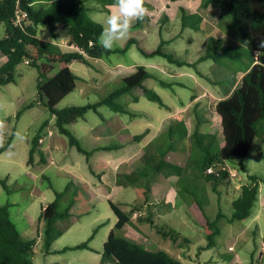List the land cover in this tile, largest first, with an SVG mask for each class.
I'll return each mask as SVG.
<instances>
[{"label":"rangeland","instance_id":"374dc122","mask_svg":"<svg viewBox=\"0 0 264 264\" xmlns=\"http://www.w3.org/2000/svg\"><path fill=\"white\" fill-rule=\"evenodd\" d=\"M50 2L38 0L34 5L39 8ZM87 3L91 6L103 5L98 0H89ZM145 7L148 9L146 19L140 25H134L129 36L116 47L124 46L130 37L137 38L148 48L156 47L162 38H168L169 41L164 44L165 50L194 62L207 51L209 38L213 36L214 51L222 44L232 45L241 51L242 56L236 60L224 58L222 62L207 58L196 66H180L169 62L163 56H146L138 44L134 43L127 51H118L103 58H92L91 64L74 60L71 67L80 78L76 89L58 104V108L97 102L120 86L124 77L133 73L139 65L146 66L173 84L165 87L155 78L146 81V85L152 86L163 97L168 105L166 107L145 95L140 101H135L130 94L118 98V101L127 105L131 111L120 114V117L127 121V128L117 132V127L112 133L105 132L107 135H101L96 142L104 146L113 143L116 147L92 151L90 155L91 162L97 155L99 158L114 159L119 164L118 174L124 171L131 172L136 168L139 170L145 165L143 154L146 148H139L143 145L144 138L131 140L130 136L149 128L155 131L154 125L158 123L161 130H167L170 124L179 120L185 121L191 130L201 124V130L217 135L216 148L221 147L225 139L221 117L216 112L218 99L213 95L223 97L240 85L243 73L253 63L251 52L240 39L236 29L226 26L227 35L225 31L216 28L217 36H207L215 28L213 23L205 24L203 31H192L190 25L183 26L182 10L178 7L172 9L168 0H145ZM107 8L108 10L92 9L89 14L92 19L95 17L98 21L109 14L113 5H107ZM165 15L168 19L164 18ZM230 22V19H227L228 25ZM181 30L182 34L173 36ZM57 31L55 35L51 25L41 24L38 35L43 40L61 44L65 50L72 49V45L68 43L70 40L68 29L59 24ZM4 34L5 27L0 25V38ZM2 58L4 60L5 57L0 54V64ZM16 75V81L0 85V124L3 125L0 132V148L7 146L0 153V176L7 178L8 184L6 189L0 182V205L11 204V215L23 236L37 237L36 220L44 205L56 199V189L65 192L68 188L60 200V207L64 210L71 206L75 216L72 222L70 219L66 220L70 225L67 226L65 221L60 224L63 233L54 243L57 249L88 241L98 225L104 223L97 229L96 239L91 242L100 251L108 239L110 229H116L119 235L138 241L149 248L166 250L171 255L181 258L185 264L263 262L264 182L261 184L260 197L253 207L252 215L245 220L231 219L234 211L233 201L240 196L241 184L248 181L249 173L264 175V140L261 137L254 140L245 158L246 171L238 162H229L228 167L235 168L237 176L231 174L230 183L220 185V193L213 189L212 183L206 182L201 176H197L198 172L194 173V169L189 168L182 178L178 175L158 174L147 194L143 187L118 184L116 178L109 182L111 164H108V161L101 164L92 162L96 171L102 169L108 171V182L103 184V179L98 176L100 174L92 173L87 155L76 146H72L68 136L62 134L57 127V119L49 110L46 97L40 96L38 68L25 60L17 66ZM200 94V98L195 100L194 96ZM31 103L34 104L30 105ZM114 114L115 112L106 105L101 106L99 111L90 109L83 118L71 126V129L79 136L83 145L92 149L96 144L93 127L103 123L104 116L109 119ZM199 118L202 122H198ZM38 134L45 139L44 145L48 147V155L50 154L54 160L48 165L28 162L33 139ZM181 134L182 131H179L176 136V145L180 147ZM164 139L169 141V136L165 135ZM74 156L82 158L77 161L83 162L86 166L88 174L86 177L94 179L97 187L101 186L100 189L97 188V194H93L88 183L83 180L80 183L77 181L80 169L77 162H75L77 166H74ZM39 157L42 156L37 153L36 158ZM175 158L179 159V155ZM74 168H78L79 171ZM97 184L92 186L96 187ZM168 193L172 197L169 202L166 200ZM111 200L127 211L139 205L133 218L136 227L127 225L122 229L116 228L118 217ZM220 210L223 211V218L219 223L221 232L216 236V244L207 248L205 246L209 239L205 229L206 217L214 219ZM65 226L67 227L63 228ZM165 232H168L169 236L165 235ZM41 234L36 245L34 264H54L60 261L63 262L61 264L101 263L98 253L91 249L77 248L46 254L43 233ZM173 234H179L177 240L173 238Z\"/></svg>","mask_w":264,"mask_h":264},{"label":"trees","instance_id":"16d2710c","mask_svg":"<svg viewBox=\"0 0 264 264\" xmlns=\"http://www.w3.org/2000/svg\"><path fill=\"white\" fill-rule=\"evenodd\" d=\"M37 1L0 0V25L5 27V34L0 38V54L6 56V60L0 65V85L16 81V68L25 60H28L30 65L37 67L40 96L46 97V104L57 119V127L62 134L68 136L69 143L85 153L88 159L92 152L83 145L71 126L83 118L90 109L99 111L101 106L106 105L115 114L131 113L127 105L118 101V98L125 94H130L135 101H139L145 95L161 106H167L163 97L145 82L147 79L155 78L165 87H170L173 84L146 66L139 65L133 73L124 77L120 86L97 102L58 108V104L77 87L80 77L71 67L74 60L91 64L92 58H103L118 51H127L134 43L138 44L139 49L146 56H163L169 62L180 66H196L207 58H214L216 61L222 62L224 58L230 57L236 60L242 56L241 51L232 45L224 46L222 44L217 51H214L212 49L213 36L209 38L207 51L194 62L165 50V38H162L158 46L148 48L137 38L130 37L124 46L105 51L98 42L102 26L92 19L89 12L92 9L108 10L107 5H114L115 0H98L103 4L100 8L89 6L87 4L89 0H80V2L77 0H50L49 4L36 8L34 4ZM201 5L206 10L208 18L223 31L228 33L226 26L236 29L240 39L253 57V63L243 75L241 84L234 89L230 96L221 99L216 104V112L221 117L224 144L216 148L217 135L214 132H202L200 124L193 133H189L186 122L179 120L170 124L164 134L146 146V151L143 154L145 161L143 167L139 170L136 168L131 172L124 171L118 174L117 182L120 185H137L143 187L144 192L148 194L152 182L156 180L158 174L178 175L179 178H182L187 174L189 168H193L194 173L198 172L197 176L212 183L213 189L220 193V185L230 183L229 162H238L241 168L246 171L245 158L254 140L257 137L264 140V46L260 44L264 40V0H202ZM18 7L28 13L21 24L15 23ZM181 10L183 26L200 27V22L204 19L203 14L189 13L184 6L181 7ZM164 18L168 19V16L165 15ZM227 19H230V25H228ZM144 20L137 21L134 25H140ZM164 21L165 19H163ZM41 24L51 25L55 35L58 33V25H64L70 33L68 43L73 48L65 50L59 43L41 39L38 35ZM112 118L113 116L109 119L104 116V122L97 125L96 130L99 133L109 131L113 127L111 125ZM198 122H202V120L199 118ZM179 131H182V134L179 135L181 147L176 145V136ZM147 132L148 130H145L142 133L133 134L132 140H141ZM165 135L169 136V141L164 139ZM41 139H44L41 134L33 139L29 163L35 162L37 153L41 154L43 163L48 161L42 149ZM114 147L116 146L106 148ZM6 148L7 146L1 147L0 153ZM177 155H179V159L175 158ZM210 167H214L215 171L209 172ZM0 182L4 188L8 189L7 178L0 176ZM263 182L264 175L249 173L248 181L241 184L240 196L233 201L232 220H245L252 215L253 207L260 197ZM67 190L68 188L65 192ZM65 192L56 189V199L43 207L36 220L37 237L23 236L11 215V204L0 205V264H34L36 245L38 237L42 235L41 232L46 254L77 248L97 250L91 245V241L96 236L97 229L104 223L98 225L88 241L65 246L62 249L54 247L56 239L63 233L60 224L63 221L66 223L68 219L72 222V218L75 216L71 206L64 210L60 207V200ZM111 204L118 217L117 229H122L126 225L136 227L133 216L139 205L127 211L113 200H111ZM82 212H87V210H82ZM222 218V210L214 219L206 217L205 229L209 240L205 247L210 248L216 244V236L221 232L219 223ZM142 219L144 218L142 217ZM66 224L70 225V223ZM165 235L169 236L168 232H165ZM178 235L173 234V238L177 240ZM101 253L100 264H185L181 258L171 255L166 250L149 248L140 242L119 235L116 229L111 230ZM262 257L264 259V250ZM61 263L63 262L54 264ZM259 263L264 264V260ZM253 264L258 263L254 261Z\"/></svg>","mask_w":264,"mask_h":264},{"label":"crops","instance_id":"0c3cea01","mask_svg":"<svg viewBox=\"0 0 264 264\" xmlns=\"http://www.w3.org/2000/svg\"><path fill=\"white\" fill-rule=\"evenodd\" d=\"M88 2V1H87ZM168 2L172 5V9L173 8H175L176 7V9H177V7H178V9L179 10H181V7H185L186 9H187V11L189 12V13H201V14H203V16H204V19L200 22V27L199 28H194L193 26H190L191 27V29H192V31L194 30L195 32L196 31H203L204 30V25L205 24H208V23H210L211 22V24L213 23L209 18H208V16H207V13L205 12L206 10H204L203 9V7H202V0H178V1H172V0H168ZM88 4V3H87ZM89 6H91V5H89ZM91 7H94V8H100L101 6H91ZM97 10H101V9H97ZM178 14V13H177ZM176 14V15H177ZM181 15H182V12H181ZM182 17V16H181ZM173 19V18H172ZM182 19V18H181ZM214 24V26H215V28H213L212 29V32H211V34H209V35H207V36H211V35H215V36H217V32H216V28L217 29H221V28H219L218 26H217V24H215V23H213ZM222 30V29H221ZM162 31V30H161ZM160 31V32H161ZM219 31V30H218ZM223 31V30H222ZM182 32V30L181 31H179L178 33H175L173 36H179L180 34H182L181 33ZM224 33H226V32H224ZM227 35H228V33H226ZM165 40H166V43L168 42V38H165ZM3 55V54H2ZM5 58H4V60H3V58H2V63L6 60V56H4ZM1 63V64H2ZM0 64V65H1ZM245 74V72L243 73V75ZM243 75H242V77H243ZM146 83V82H145ZM216 83V82H215ZM239 86V85H238ZM237 86V87H238ZM152 87V86H151ZM234 89H235V87H234ZM234 89L232 90V91H230L228 94H226V95H224L223 97H221V96H218V95H213L210 91V94H212L215 98H217L218 99V101L216 102V104L221 100V99H223V98H226V97H228V96H230L231 94H232V92L234 91ZM208 92V93H209ZM215 94V93H214ZM200 96H201V94L200 95H195L194 97V99L195 100H197L198 98H200ZM142 98V97H141ZM140 98V99H141ZM206 99V98H205ZM140 101V100H139ZM168 106V105H167ZM164 107H166V106H164ZM120 114H122V113H117V114H114V115H112L113 116V121H111L112 123H111V125H113V127L109 130V132L110 133H112L113 132V130H115L117 127H118V129H117V132H120V131H122L123 129H126L127 128V121L126 120H124V119H122L120 116ZM111 116V117H112ZM168 117H170V116H168ZM160 119V118H159ZM187 124V123H186ZM118 125V126H117ZM158 125H160L159 123L156 125H154V126H156V129H155V131H152V129H147L148 130V132L146 133V135L143 137L144 138V143H143V145H141V147H139V148H142V147H144V148H146V146L148 145V144H150L153 140H155L156 138H158L160 135H162V134H164L165 133V129L164 130H161L162 128H161V125L159 126V128H158ZM201 126V125H200ZM187 127H188V129H189V133H193L194 132V130L196 129H194V130H191L190 129V127L188 126V124H187ZM160 130H161V132H160ZM200 130H201V127H200ZM202 132H210V131H203V130H201ZM116 132V133H117ZM153 133V134H152ZM132 134H137V133H132ZM88 135V134H87ZM101 135H107V134H105V133H99L97 130H96V127L94 126L93 127V137H94V142L96 143V144H94V146H93V148L92 149H89V148H87L88 150H90L91 152L92 151H100V150H102V149H108V148H106V147H109V146H114L113 145V143L111 144V145H101V144H99V143H97L96 142V140H98V139H100L101 137ZM79 137V136H78ZM104 137V136H103ZM131 137V136H130ZM142 138V139H143ZM141 139V140H142ZM81 140V139H80ZM131 140H132V138H131ZM44 142H45V139H44V141H43V144H42V149L44 150V152H45V155H46V157H47V162L46 163H43L42 162V160H41V158L39 157V158H36L35 159V162L37 163V164H44V165H48V164H50L51 163V160H53L52 159V156L49 154L48 155V147L46 146V145H44ZM123 145V144H122ZM51 146V148L53 149V146L52 145H50ZM85 146V145H84ZM121 146V145H120ZM130 151H132V149L130 150ZM129 151V152H130ZM127 152V151H126ZM109 156V155H108ZM91 157V156H90ZM78 159H80V160H82V158H75V156H74V159H73V161H74V166H77V164L75 163V162H77L78 163ZM128 159V158H127ZM41 161V162H40ZM54 161V160H53ZM87 161L89 162V165H90V168H91V171H92V173H94L95 175H96V173H97V175L98 174H100V175H98V176H101V178L103 179V184H105V183H107L108 182V180H109V182H111V181H113V179H115V180H117V177H118V168L117 167H119V164L116 162V161H114V159H112V158H108V159H106V158H104V157H102V158H99L98 157V155L93 159V163H96V164H101V163H104L105 161H108V164H111V179H108V176H109V173H108V171H106L105 169H102V170H100V171H96V168H95V166H94V164L90 161V159H88L87 158ZM79 164V166H78V168L80 169V171H79V169L78 168H74L77 172H78V175H77V181H79V183H80V181L81 180H83L84 182H86V183H88V185H90L89 187H90V189L91 190H93V194H97L98 193V191H97V188H101V186L99 185V187H97L98 186V184L97 183H95V180L94 179H92L91 177V180H90V178L88 179V177H86V175L88 176V174H87V168H86V166L84 165V163L83 162H81V163H78ZM115 167V168H114ZM86 170V171H85ZM42 175H44V172L42 173ZM41 175V176H42ZM108 179V180H107ZM114 180V181H115ZM92 184L93 185H95V184H97L96 185V187H94V186H92ZM82 186V185H81ZM237 186H239V185H237ZM100 193V192H99ZM102 193V192H101ZM172 194V193H171ZM173 195V194H172ZM174 196V195H173ZM167 199V202H169V200H171V195H169V193L167 194V197H166ZM47 205V204H46ZM46 205H44V206H46ZM133 218H134V216H133ZM127 226V225H126ZM110 232H111V229H110V231H109V234H110ZM96 239V236L92 239V241H94ZM91 241V242H92ZM138 242V241H137ZM92 245V244H91ZM93 246V245H92ZM96 248V247H95ZM88 249V248H87ZM93 251H96L97 253H98V255H99V258L102 260V253H101V251L100 250H93Z\"/></svg>","mask_w":264,"mask_h":264},{"label":"clouds","instance_id":"9594fccd","mask_svg":"<svg viewBox=\"0 0 264 264\" xmlns=\"http://www.w3.org/2000/svg\"><path fill=\"white\" fill-rule=\"evenodd\" d=\"M148 14L145 0H115L112 10L101 20L102 31L99 35V46L105 51H111L118 43L127 38L134 26V22L142 21ZM264 46V40L260 42ZM3 125L0 124V132Z\"/></svg>","mask_w":264,"mask_h":264},{"label":"built area","instance_id":"2783aa9c","mask_svg":"<svg viewBox=\"0 0 264 264\" xmlns=\"http://www.w3.org/2000/svg\"><path fill=\"white\" fill-rule=\"evenodd\" d=\"M27 16H28L27 11H24L20 7H18L17 12H16V17H15V23L21 24L26 19ZM27 62L29 63L28 60ZM43 141L44 139H41V142ZM229 169L232 175L237 176V170L235 168H229ZM214 171H215L214 167L209 168V172H214Z\"/></svg>","mask_w":264,"mask_h":264}]
</instances>
